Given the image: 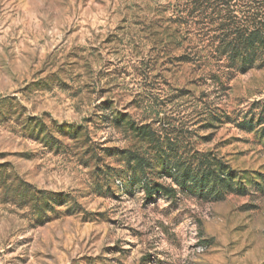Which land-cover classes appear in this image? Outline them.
<instances>
[{"label":"rangeland","instance_id":"1","mask_svg":"<svg viewBox=\"0 0 264 264\" xmlns=\"http://www.w3.org/2000/svg\"><path fill=\"white\" fill-rule=\"evenodd\" d=\"M169 1L0 0V264H264V189L216 198L134 166L155 151L127 122L239 184L264 173V135L239 125L264 112V66L178 60Z\"/></svg>","mask_w":264,"mask_h":264},{"label":"trees","instance_id":"2","mask_svg":"<svg viewBox=\"0 0 264 264\" xmlns=\"http://www.w3.org/2000/svg\"><path fill=\"white\" fill-rule=\"evenodd\" d=\"M163 9L169 12L167 21L171 31L168 32V42L185 43L178 60L200 65L213 62L217 69H221L219 75L227 78L235 72L243 73L253 67L264 66V0H170ZM216 73L213 72V77L217 76ZM113 121L119 122L120 118L114 117ZM127 124L129 130L155 151L154 159L142 154L134 161V166L140 169L144 166L152 169L158 165V173L173 177L178 186L197 184L204 189L208 187V192L216 198L230 190L243 193L247 184L264 189V173L258 174L254 180L245 179L243 185L239 184L241 181L236 170L211 152L178 154L169 142L161 141L158 131L149 124ZM239 125L246 130L258 125V130L264 135V112L257 119L242 118ZM21 187L24 192L30 191L27 184ZM146 189L148 195L152 190L166 195L174 191L172 187L157 182L149 189L146 186ZM33 200L36 214H41L49 205L44 196Z\"/></svg>","mask_w":264,"mask_h":264}]
</instances>
